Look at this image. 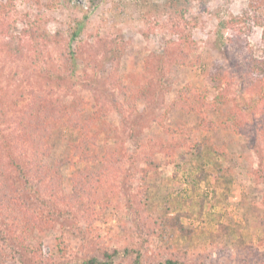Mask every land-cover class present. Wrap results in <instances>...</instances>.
<instances>
[{"label":"rangeland","instance_id":"374dc122","mask_svg":"<svg viewBox=\"0 0 264 264\" xmlns=\"http://www.w3.org/2000/svg\"><path fill=\"white\" fill-rule=\"evenodd\" d=\"M15 1L9 14L0 11V154L8 148L34 168V150L21 135L20 116L35 103L49 104L51 109L60 106L62 112L51 110L49 116L53 148L46 161L63 163V185L58 195L42 190L49 203L43 206L34 200L35 183H18L15 189L21 190L13 192V201L22 220L13 224L0 219V248L5 247L0 249V264H83L91 257L107 262V251H117L112 264H133L135 256L126 248L130 243L140 245L138 226L143 223L136 208L145 193L159 210L171 213L168 207L173 206L194 210L181 218L194 232L189 239L175 231L168 240L144 234V258L139 264H164L169 258L187 264H264V140L254 125L259 95L252 96L255 82L244 77L241 66L248 55L246 41L235 38L226 45L228 30L218 24L221 17L240 14L248 0H190L185 18L195 22L199 17V22L186 25L190 45L184 48L200 58L191 56L184 64L173 63L175 50H167L181 31L164 22V0ZM77 26L80 34L71 42ZM247 40L260 45L261 29L255 28ZM217 66L225 68L224 78L213 81L210 75ZM69 67L79 78L64 76ZM123 75L150 87L147 100L129 107L113 81V76ZM185 86L201 89L208 101L219 97V112L210 110L208 117L232 115L234 125L201 130L200 116L172 106ZM74 99L84 103L82 122L96 143L92 146L97 158L88 165L73 148L84 134L63 122L66 118L61 115L72 108ZM204 137L223 152L217 161L225 175L216 192L208 182L201 183L207 202L197 216V207L185 200L200 197L188 180L210 165L212 153L200 157L192 148L196 138ZM107 146L121 151L119 168L103 190V201L93 206L91 219L81 202L73 206L64 195L72 189L76 169L101 165ZM14 169L8 166L10 173ZM59 238L67 244L66 254L60 251ZM4 240L7 244L2 246ZM42 243L49 249L44 260L32 253Z\"/></svg>","mask_w":264,"mask_h":264},{"label":"trees","instance_id":"16d2710c","mask_svg":"<svg viewBox=\"0 0 264 264\" xmlns=\"http://www.w3.org/2000/svg\"><path fill=\"white\" fill-rule=\"evenodd\" d=\"M146 1L148 2V0ZM189 1L190 0H164V3H162L164 9L161 13L164 22L167 21L176 32H179V30L181 31L178 38L179 40H171L167 48V50L171 48L175 50L174 58L176 61H173V63L184 64L191 56L196 59L200 58V56L195 53L188 55V52H186L184 48L186 45H190L189 33L184 35L186 25L190 24L193 26L197 25L199 22V17H195V22L187 21L185 18L186 13L189 11ZM15 2V0H9L7 3L6 1L0 0V11L5 12L4 14L6 15L9 14L7 9L12 10L14 6L12 3ZM157 22L159 23L158 18ZM182 22L185 23L184 26L179 25V23ZM218 24L219 28L228 30L227 36L224 38V43L226 45L235 38L246 41L245 44L248 48V55L242 60L243 63L241 66L245 74L244 77L247 76L251 79V82H255L252 83L253 86H255L254 91H252V96L257 94L259 97L256 101V109H254L256 113L254 114V125L255 129L257 128V130L262 133L264 140V83H262L264 82V0H248L247 7H245L240 14L235 15L230 13L226 18L221 17ZM255 28L261 29V44L256 46L252 45L249 40H247ZM79 29V26L73 28L70 36L71 42L80 34ZM192 43L195 42L192 41ZM69 68H71V70L64 76H67L70 80H74L76 77L79 78L76 70L72 67ZM215 68V70L212 69L210 75L212 80L215 81L216 77L220 80L222 77L224 78L225 68L223 66H217ZM113 81L118 83L129 107H135L140 100H147V90L150 89L149 86L127 81L124 75L119 77L113 76ZM206 97V93L201 89L185 86L180 90L179 97L172 103V106L182 111L184 114L200 116L199 128L201 130H216L219 127L225 129L231 128V126L234 125L232 122L230 123L232 115L229 117L225 116L224 118L219 117L218 119H211L208 117V111L210 110L219 112L221 101L219 97H216L213 101H208ZM37 104L31 105V108L22 114L19 120L21 135L25 139L24 142L29 143L34 150L32 155V164H34V168L29 167V164L25 165L22 163L19 160L20 158L18 159L11 151H8V148L5 150V155L0 154V219L5 223L11 222L16 224V222L22 220L21 211L13 201V192L21 190L15 189L16 186L19 188V182H23L26 186L35 183L37 191H35L34 200L43 206H48L49 203L44 198L45 192L42 190H52L54 195H58L59 191L57 192V189L63 185V175L60 170V165L63 163L54 165L46 161V159L51 156L50 152L53 148L54 125L49 116L52 113L51 110L54 114L62 111H60V106L51 109L48 106L49 104ZM70 107L72 108H70L68 112L61 113V115L66 118L63 122L67 124L70 123L76 129H81V134H84V137L80 139V142L74 144L73 148L75 153L78 154L79 157L81 156V161L86 160L88 162L86 163L87 165L91 164L89 162L97 158V150L92 146L93 144L96 145V143H92V139L86 133L88 124L82 122L81 112L85 110L84 103H82L80 99H74ZM191 139L194 138L190 136L189 140ZM196 139L192 146L195 154L203 157L212 153V156L210 157V165L202 166L199 171L192 175L191 180H188L189 183L193 185V192L198 193L200 197L197 199H193L192 197L186 198L185 204L186 202H190L189 204H192V208H194V206L197 207V216L198 214L201 216L204 211V205L207 202V193L202 189L201 183L203 181L208 182L212 191L216 192V186H219L218 184L222 182L225 169L222 167L221 163L217 161V154H222L223 152L215 147L212 140L207 137L200 140ZM120 156L121 151L116 147L107 146L100 157L101 165L94 164L95 166L93 167H80V169H76V172L72 175V189L68 194L64 195V198L73 206H77L81 202L85 209H88L86 214L87 218H94L95 211L93 206L103 201V190H105L108 181L112 179L113 172L117 171L119 168L118 162ZM263 157L264 155L262 153L261 159ZM7 165L15 168L14 170L16 171L10 173ZM35 180H37V182H34ZM45 182L48 184L47 189L43 187V183ZM151 197V195H147L146 193L141 195L140 205L136 208L137 218L140 219L143 224L138 226L140 233H138L137 236L140 239V245L136 247L137 242L130 243V248H126V252L135 256L133 258V264H139L143 261L144 254L142 250L145 249L144 244H146L144 234L157 235L168 240L173 237L175 231L181 232L183 236L186 235L189 239L194 232L192 229H188L181 221L183 216H191L194 210H191L192 213L188 212L186 209L175 210L173 206L168 207V211H173L168 213L166 210H159V206L153 204ZM133 208L135 209V206H133ZM226 226L228 228L229 225ZM2 244L6 245L7 242L4 240L1 242V245ZM58 245L60 246V251L66 254L68 250L67 244L62 238L58 239ZM0 249L3 250L5 247H1ZM47 251H49V249L42 243L39 247L33 248L32 253L35 255L38 254L44 260ZM116 252L117 251L112 253L109 251L106 252V256L109 258L107 262L99 261L95 257H91L87 258L83 264H112V258ZM164 264L187 263L179 258H169Z\"/></svg>","mask_w":264,"mask_h":264}]
</instances>
